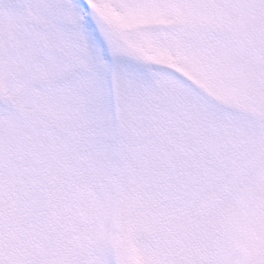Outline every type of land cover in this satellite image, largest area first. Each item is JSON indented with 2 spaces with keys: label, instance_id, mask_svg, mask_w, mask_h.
I'll use <instances>...</instances> for the list:
<instances>
[{
  "label": "snow or ice",
  "instance_id": "snow-or-ice-1",
  "mask_svg": "<svg viewBox=\"0 0 264 264\" xmlns=\"http://www.w3.org/2000/svg\"><path fill=\"white\" fill-rule=\"evenodd\" d=\"M0 264H264V0H0Z\"/></svg>",
  "mask_w": 264,
  "mask_h": 264
},
{
  "label": "bare ground",
  "instance_id": "bare-ground-1",
  "mask_svg": "<svg viewBox=\"0 0 264 264\" xmlns=\"http://www.w3.org/2000/svg\"><path fill=\"white\" fill-rule=\"evenodd\" d=\"M114 19L116 20L117 23L120 22L119 18L114 17ZM100 47H101V54H102V58L106 59L107 56H109L110 58L111 55L107 50V46L104 45L102 42L100 43ZM152 51V52H150ZM109 54V55H108ZM146 56H148V58L152 59L154 62H161V63H165L167 62V57H165L166 55L161 53L159 50H154V49H149L144 53ZM105 55V57H104ZM107 62V61H106Z\"/></svg>",
  "mask_w": 264,
  "mask_h": 264
},
{
  "label": "rangeland",
  "instance_id": "rangeland-1",
  "mask_svg": "<svg viewBox=\"0 0 264 264\" xmlns=\"http://www.w3.org/2000/svg\"><path fill=\"white\" fill-rule=\"evenodd\" d=\"M166 57V56H165Z\"/></svg>",
  "mask_w": 264,
  "mask_h": 264
}]
</instances>
